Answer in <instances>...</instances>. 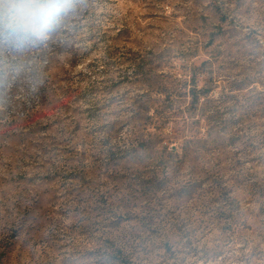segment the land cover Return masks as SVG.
Instances as JSON below:
<instances>
[{"label": "rangeland", "instance_id": "1", "mask_svg": "<svg viewBox=\"0 0 264 264\" xmlns=\"http://www.w3.org/2000/svg\"><path fill=\"white\" fill-rule=\"evenodd\" d=\"M71 3L0 0V264H264V0Z\"/></svg>", "mask_w": 264, "mask_h": 264}, {"label": "clouds", "instance_id": "2", "mask_svg": "<svg viewBox=\"0 0 264 264\" xmlns=\"http://www.w3.org/2000/svg\"><path fill=\"white\" fill-rule=\"evenodd\" d=\"M71 8V0H17L14 18L3 23L8 41L20 47L43 43L57 18Z\"/></svg>", "mask_w": 264, "mask_h": 264}, {"label": "trees", "instance_id": "3", "mask_svg": "<svg viewBox=\"0 0 264 264\" xmlns=\"http://www.w3.org/2000/svg\"><path fill=\"white\" fill-rule=\"evenodd\" d=\"M200 96H201V93L197 92L195 87L193 86V89L190 90V92H189V97L191 98V101H192L193 105H195V104H197L199 102ZM174 132L177 134L180 131H179V129L178 130L176 129Z\"/></svg>", "mask_w": 264, "mask_h": 264}]
</instances>
